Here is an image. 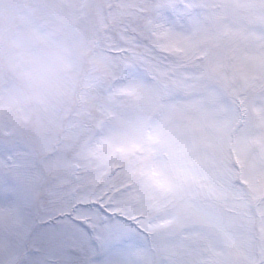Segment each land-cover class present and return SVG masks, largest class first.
<instances>
[{
    "label": "snow or ice",
    "instance_id": "snow-or-ice-1",
    "mask_svg": "<svg viewBox=\"0 0 264 264\" xmlns=\"http://www.w3.org/2000/svg\"><path fill=\"white\" fill-rule=\"evenodd\" d=\"M0 264H264V0H0Z\"/></svg>",
    "mask_w": 264,
    "mask_h": 264
}]
</instances>
